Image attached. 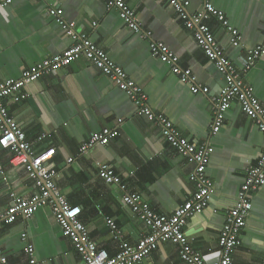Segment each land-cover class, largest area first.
Segmentation results:
<instances>
[{
    "label": "crops",
    "instance_id": "0c3cea01",
    "mask_svg": "<svg viewBox=\"0 0 264 264\" xmlns=\"http://www.w3.org/2000/svg\"><path fill=\"white\" fill-rule=\"evenodd\" d=\"M112 0H13L0 8V82L20 78L24 69L71 47V36L48 13L52 5L64 10L76 29L106 50L112 60L147 94L152 109L163 112L195 143L208 142V175L214 192L208 205L192 215L185 231L204 256H219V236L227 212L236 206L250 167L264 153V134L235 101L225 122L212 134L214 103L225 85L219 72L198 45L168 0H127L144 28L164 42L183 67L191 68L196 81L210 87L208 94L194 93L172 67L153 56L149 42L120 17ZM204 0H190L189 11L198 12ZM223 10L230 25L242 35L240 46L230 41L229 28L218 18L208 20L211 31L239 69L250 48L264 40V0H212ZM245 82L264 105V56L245 74ZM28 96L9 102L10 114L36 152L56 148L52 163L59 172L57 185L72 205L82 208L80 219L89 237L111 256L120 250L108 225L114 220L124 240L136 244L149 233L147 225L124 202V195L164 214H173L196 190L191 180L194 166L166 141L158 123L137 113L129 94L98 69L80 58L57 72L26 84ZM118 129L109 144L97 145L87 153L79 150L92 132ZM43 140H38L44 135ZM73 157L69 162L68 158ZM114 166L121 184L107 183L99 166ZM125 185V188H122ZM33 179L12 162V152L0 146V212L7 210L15 195L31 196ZM252 209L242 230L232 264H262L264 260V184L251 193ZM35 247V264H79L82 256L63 233L49 205L40 207L29 219L19 218L0 228V247L9 264H30L27 241ZM134 264H185L178 244L166 241Z\"/></svg>",
    "mask_w": 264,
    "mask_h": 264
},
{
    "label": "built area",
    "instance_id": "2783aa9c",
    "mask_svg": "<svg viewBox=\"0 0 264 264\" xmlns=\"http://www.w3.org/2000/svg\"><path fill=\"white\" fill-rule=\"evenodd\" d=\"M13 0H0V8H4ZM177 16L185 22L187 28L192 29L198 45L206 56L212 60L220 73L225 77V85L214 103V119L212 134L217 133L225 122V114L237 101L242 111L249 116L264 134V105L255 95L252 86L245 82V74L264 56V40L250 48L244 59L241 69L236 67L220 42L210 29L208 20L218 18L222 24L229 28L231 44L236 47L242 43L241 32L230 25L223 10L216 8L212 0H204L203 7L198 12H190V0H168ZM111 5L117 8L120 17L134 31L148 40L153 56L168 63L182 82L191 85L194 93L208 94L209 86H204L196 81L191 68L183 67L177 56L164 42L153 37L150 29L144 28L136 10L127 0H112ZM48 13L59 23L62 31L67 32L73 44L63 52L49 56L34 65L26 68L20 78H9L0 82V146L12 152L14 165H21L35 183V193L24 197L15 195L7 210L0 212V228L3 223L13 224L19 218H31L42 206L49 205L62 227L63 233L73 242L76 250L82 256L79 264H134L147 257L160 243L171 241L179 246V255L185 264H232L233 254L240 245L242 230L247 225L249 213L252 209L251 193L264 184V153L260 156L258 164L249 168L245 182L242 184L238 202L226 214L225 225L219 236V256L208 258L197 250L192 239L185 231L188 219L197 212H201L209 203L214 192V185L210 179L207 168L210 162V146L208 142L195 143L183 136L177 126L163 112L155 111L147 103V94L143 88L136 84L127 72L117 65L109 53L97 46L87 33L76 29L75 21H68L64 17L63 8L52 5ZM264 33V32H263ZM86 59L92 62L104 74L109 76L116 85L126 91L137 106V113L148 120L158 123L163 135L172 148L184 156L194 166L191 180L195 183L196 190L173 214L157 212L148 204L140 202L138 196L124 195V202L144 221L149 233L136 244L124 240L122 231L117 223L108 219V225L116 240L120 241L119 252L111 256L106 250L89 237L84 222L80 219L82 208L72 205L61 193L57 185L59 172L52 163L56 148L36 152L32 142L21 129L19 122L10 114L8 104L14 100L25 99L28 93L26 84L36 81L42 76L59 71L77 59ZM120 135L118 129L104 128L92 132L88 140L81 145L80 154L87 153L97 145H107ZM46 134L40 135L38 140H43ZM73 157L68 158L69 162ZM101 176L107 183L121 184L116 175L114 166L101 164ZM125 188V185H122ZM27 241L28 234H22ZM26 252L30 257V264L36 263L35 247L32 242L26 244ZM0 264H9V260L0 247ZM264 264V260L262 262Z\"/></svg>",
    "mask_w": 264,
    "mask_h": 264
}]
</instances>
